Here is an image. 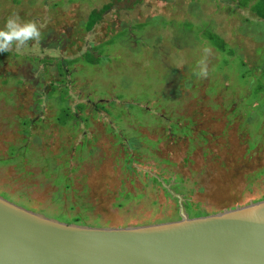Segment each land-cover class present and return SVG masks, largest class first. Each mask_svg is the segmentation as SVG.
Instances as JSON below:
<instances>
[{
	"label": "rangeland",
	"instance_id": "374dc122",
	"mask_svg": "<svg viewBox=\"0 0 264 264\" xmlns=\"http://www.w3.org/2000/svg\"><path fill=\"white\" fill-rule=\"evenodd\" d=\"M106 1L0 0V28L14 12L45 23L41 48L53 53L0 52V195L94 226L178 219L180 203L213 213L262 199L264 21L251 10L256 0H142L78 28ZM100 43L106 62L79 60L59 73V59ZM205 46L213 55L199 79ZM50 84L59 89L48 95ZM97 102L108 113H93ZM64 106L75 120L61 125ZM26 119L37 135L28 146ZM71 145L78 150L66 154Z\"/></svg>",
	"mask_w": 264,
	"mask_h": 264
},
{
	"label": "water",
	"instance_id": "95a60500",
	"mask_svg": "<svg viewBox=\"0 0 264 264\" xmlns=\"http://www.w3.org/2000/svg\"><path fill=\"white\" fill-rule=\"evenodd\" d=\"M0 264H264V198L126 225L60 221L0 195Z\"/></svg>",
	"mask_w": 264,
	"mask_h": 264
},
{
	"label": "trees",
	"instance_id": "16d2710c",
	"mask_svg": "<svg viewBox=\"0 0 264 264\" xmlns=\"http://www.w3.org/2000/svg\"><path fill=\"white\" fill-rule=\"evenodd\" d=\"M141 2H142V0H108L101 7L92 8L89 11V13L87 14L85 21L81 22L78 25V28L84 29L85 31H89V30L93 29L94 26L97 25V23H99L104 18V15L107 13L108 10H110L114 7L119 9V10H121V9L130 10V9L134 8L136 5L140 4ZM248 3H249V1H247L241 7H245ZM251 10L254 12V14H256L258 19H261L264 21V0H256L252 5ZM256 23H257V21H256ZM144 24H146L145 21L138 24V27H142ZM126 32H127V30H125V33ZM208 35H209V38L212 39V41H213L212 45L216 47L215 49H217V50H219V49L225 50L226 49L227 43L219 36L218 33L211 32ZM112 42H113L112 39L105 41L106 44H110ZM53 43H55V42H53ZM102 47H103V45L100 43L97 45H93L91 50L89 49V50L84 51L80 57H77L75 59H69V58L59 59V61L57 62V69L59 70V73H61L62 75L63 74L66 75L67 72L64 70L63 66L64 65L65 66L70 65V64L74 63L75 61H79V60H81V62L96 65V66L98 64H100L101 62H103V63L106 62L107 56H103L104 55L103 52L105 49H103ZM39 61L44 62L45 59L43 58L42 60H39ZM35 63H37V62L33 61V65ZM63 83L65 84V82H63ZM67 86L64 85L60 88L62 100L65 99V96L68 97L67 96ZM262 87L263 86L260 83L258 85L257 90L262 89ZM57 89H59V88L56 85L50 84L49 85L50 93L48 95H51V93ZM104 104L102 102H97L95 104V106L92 108V110L94 111L93 113H95V111H99V110L106 111L108 113L109 110H104V108H105ZM77 107L79 109H83L84 103H78ZM59 113H60V115L56 118V120L61 125H65L68 122L75 120V117H74L75 115L72 113V111L70 110V108L68 106L62 107V110ZM40 119H38L39 121L38 120L37 121L40 122ZM24 123L26 124V126H25V130L23 132V135H24L23 140L25 142H27L26 145H24V146H28L29 145L28 143H30L32 141V138L37 136L33 130H30V127H32V124H35V121L31 120V119H26V120H24ZM39 131H42L41 135H43V130H39ZM78 146H80V148H82L84 146V144L78 145ZM19 148H17L16 151L19 150ZM78 148L79 147H77V145H74V146L71 145L69 151L67 150L68 152H66V151H64V152L67 154L70 151L78 150ZM128 158H130L129 155H128ZM67 180H68V178H67ZM154 180L157 181L156 178H154ZM68 183H69V180H68V182H66L65 185L67 186ZM185 208L187 209V207H185ZM187 212L189 213L190 216H199V215L208 214L207 212H203V211L191 212V211L187 210ZM72 222L80 223L81 221L79 220V218L74 217L72 219Z\"/></svg>",
	"mask_w": 264,
	"mask_h": 264
},
{
	"label": "clouds",
	"instance_id": "9594fccd",
	"mask_svg": "<svg viewBox=\"0 0 264 264\" xmlns=\"http://www.w3.org/2000/svg\"><path fill=\"white\" fill-rule=\"evenodd\" d=\"M45 23H38L35 20H22L18 13L10 14L0 28V52H15L24 55L27 53L39 54L43 51L46 54H53L48 48H41L43 34L41 29ZM202 59L198 61L194 75L199 79H206L209 76V58L213 55L212 49L208 46L202 48ZM59 50L54 55L59 56ZM176 67H179L177 65Z\"/></svg>",
	"mask_w": 264,
	"mask_h": 264
}]
</instances>
